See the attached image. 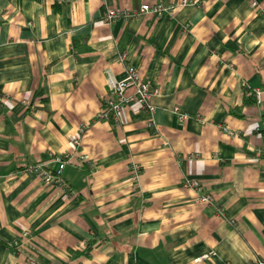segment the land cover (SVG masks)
<instances>
[{
  "label": "crops",
  "instance_id": "crops-1",
  "mask_svg": "<svg viewBox=\"0 0 264 264\" xmlns=\"http://www.w3.org/2000/svg\"><path fill=\"white\" fill-rule=\"evenodd\" d=\"M182 1L0 0V264L264 258V0ZM128 64L155 110L98 120Z\"/></svg>",
  "mask_w": 264,
  "mask_h": 264
},
{
  "label": "built area",
  "instance_id": "built-area-1",
  "mask_svg": "<svg viewBox=\"0 0 264 264\" xmlns=\"http://www.w3.org/2000/svg\"><path fill=\"white\" fill-rule=\"evenodd\" d=\"M190 0H183L182 4H188ZM253 6L257 7L258 4L256 1H253ZM175 8L172 6H165L161 2H157L155 4L145 3L142 5L140 12H148L151 11L157 15H162L164 12L172 13ZM135 11L129 10H116V9H108L105 12L104 18L106 22L111 23L117 18H128L135 15ZM159 94V89L150 85V83L146 82L139 70L133 65L126 66V75L122 79H116L111 77L110 86L103 98V105L98 111L96 118L98 120H113L118 123L121 119V114L124 108L137 104L142 108L148 111H154L156 106L154 104V97ZM5 96L0 93V107L4 102ZM175 110L179 112L180 119L184 120L188 117L187 113L180 112L179 108L176 107ZM80 140L76 138L74 140V144H79ZM67 159L61 161L60 170L55 174H50L45 171L42 167H30V170L38 171L40 174L44 176V178L48 182H58L61 181V171L65 166ZM130 172L132 178L135 181H138L141 177V168L136 164L132 163L130 165ZM187 186L195 189L198 193V201L213 204L215 201L214 195L204 191V186L198 179H188ZM14 245L19 246V242L16 241ZM210 253L205 254L203 257H208ZM30 264H36V261L30 259ZM252 264H264V258L256 259Z\"/></svg>",
  "mask_w": 264,
  "mask_h": 264
},
{
  "label": "trees",
  "instance_id": "trees-1",
  "mask_svg": "<svg viewBox=\"0 0 264 264\" xmlns=\"http://www.w3.org/2000/svg\"><path fill=\"white\" fill-rule=\"evenodd\" d=\"M13 246L17 247V245H13Z\"/></svg>",
  "mask_w": 264,
  "mask_h": 264
}]
</instances>
